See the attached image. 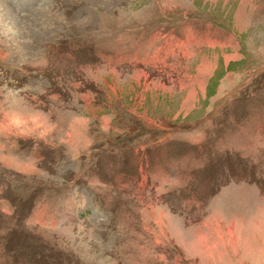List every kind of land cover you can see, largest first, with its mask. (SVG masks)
Returning a JSON list of instances; mask_svg holds the SVG:
<instances>
[{
    "label": "rangeland",
    "instance_id": "rangeland-1",
    "mask_svg": "<svg viewBox=\"0 0 264 264\" xmlns=\"http://www.w3.org/2000/svg\"><path fill=\"white\" fill-rule=\"evenodd\" d=\"M0 264H264V0H0Z\"/></svg>",
    "mask_w": 264,
    "mask_h": 264
},
{
    "label": "trees",
    "instance_id": "trees-1",
    "mask_svg": "<svg viewBox=\"0 0 264 264\" xmlns=\"http://www.w3.org/2000/svg\"><path fill=\"white\" fill-rule=\"evenodd\" d=\"M222 77H223V75H219L218 73H215V74L211 77V79H210L209 88H210L211 83L214 82V81H215V86H217L218 83H219V80H220ZM214 93H215V92L209 93V95H213Z\"/></svg>",
    "mask_w": 264,
    "mask_h": 264
}]
</instances>
